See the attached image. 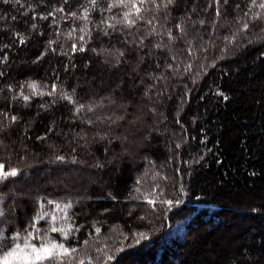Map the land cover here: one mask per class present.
I'll return each mask as SVG.
<instances>
[{"label":"trees","instance_id":"trees-1","mask_svg":"<svg viewBox=\"0 0 264 264\" xmlns=\"http://www.w3.org/2000/svg\"><path fill=\"white\" fill-rule=\"evenodd\" d=\"M261 3L0 0V255L264 264Z\"/></svg>","mask_w":264,"mask_h":264},{"label":"snow or ice","instance_id":"snow-or-ice-1","mask_svg":"<svg viewBox=\"0 0 264 264\" xmlns=\"http://www.w3.org/2000/svg\"><path fill=\"white\" fill-rule=\"evenodd\" d=\"M4 2L7 3L8 0H4ZM129 2H131V0H129ZM143 2H145V0H141V3ZM154 2L155 0H153V3ZM167 2L173 3V0H167ZM224 2L227 3V0H224ZM93 3H95V0H93ZM216 3L219 4L220 0H216ZM260 7L264 8V3H261ZM217 14H219V11H217ZM0 75H2V73H0ZM31 86L33 88L36 87L35 84ZM24 99H28V97L25 96ZM12 119L14 120L15 117ZM17 174V169L13 168L10 171H4V165L0 164V181L7 179L9 176H16ZM149 203L154 204L155 202L150 200ZM168 203L171 204L172 201H168ZM3 215V211L0 210V216ZM31 227H34V225ZM53 231H56V229H53ZM29 237H31L32 240L36 239L35 235L29 232L28 235L23 238L22 243H18L16 240L20 239V234L16 233L13 237L15 246L4 253L3 256H0V264H65V257H71V253L75 251L74 249L65 247L63 244L45 243L43 240H40L38 243H30ZM140 238L144 239L146 235L141 233ZM137 243H139V240ZM80 264H84V261L81 260Z\"/></svg>","mask_w":264,"mask_h":264},{"label":"rangeland","instance_id":"rangeland-1","mask_svg":"<svg viewBox=\"0 0 264 264\" xmlns=\"http://www.w3.org/2000/svg\"><path fill=\"white\" fill-rule=\"evenodd\" d=\"M126 104L128 105V102H126ZM128 106H130V105H128ZM137 108L138 109H135V112L132 114V116H130V122L127 120V124H129V129H131V130H135L137 127H140V123H141V120H142V118L146 115V112H145V105H143V102L142 101H139L138 102V106H137ZM127 113V112H126ZM121 115H119V116H121V118H122V116H124V114H122V113H120ZM130 115V114H129ZM129 115H128V117H129ZM125 117V116H124ZM125 138H127L126 140H125V149H127V150H129V151H133V152H135L134 150H133V144H132V140L135 142V139H132V137H131V134H130V132H128V130H127V132H126V134H125ZM115 158V157H114ZM113 158V159H114ZM110 159H112V157H110ZM36 163H38V161H36V160H33L32 162H31V164H36ZM47 164V163H46ZM45 164V166L43 167L44 169H43V171H47L48 173L50 172V170L52 169L51 167V165L50 164H47L46 165ZM65 170H68V168L67 169H65ZM49 180L50 181H56V178L55 177H52V178H50L49 177ZM16 197V196H15ZM22 247H23V244H22ZM30 250V249H29ZM0 256H3V255H0Z\"/></svg>","mask_w":264,"mask_h":264}]
</instances>
